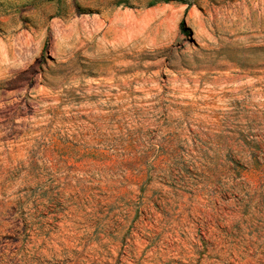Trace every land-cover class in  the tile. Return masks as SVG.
<instances>
[{
    "label": "rangeland",
    "instance_id": "obj_1",
    "mask_svg": "<svg viewBox=\"0 0 264 264\" xmlns=\"http://www.w3.org/2000/svg\"><path fill=\"white\" fill-rule=\"evenodd\" d=\"M0 0V264H264V0Z\"/></svg>",
    "mask_w": 264,
    "mask_h": 264
},
{
    "label": "trees",
    "instance_id": "obj_2",
    "mask_svg": "<svg viewBox=\"0 0 264 264\" xmlns=\"http://www.w3.org/2000/svg\"><path fill=\"white\" fill-rule=\"evenodd\" d=\"M171 1H178V2H183V3H187L188 5H191V1L190 0H153L151 5H154L157 2H171Z\"/></svg>",
    "mask_w": 264,
    "mask_h": 264
}]
</instances>
